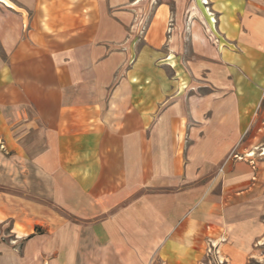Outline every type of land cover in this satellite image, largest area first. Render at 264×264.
Masks as SVG:
<instances>
[{
  "label": "crops",
  "instance_id": "crops-1",
  "mask_svg": "<svg viewBox=\"0 0 264 264\" xmlns=\"http://www.w3.org/2000/svg\"><path fill=\"white\" fill-rule=\"evenodd\" d=\"M212 6L221 47L189 27L184 54L164 5L139 39L136 0H0L12 264L254 259L264 227L240 144L262 99L264 0Z\"/></svg>",
  "mask_w": 264,
  "mask_h": 264
},
{
  "label": "rangeland",
  "instance_id": "rangeland-1",
  "mask_svg": "<svg viewBox=\"0 0 264 264\" xmlns=\"http://www.w3.org/2000/svg\"><path fill=\"white\" fill-rule=\"evenodd\" d=\"M217 0H136L137 10L133 22L139 24L137 38L154 21L157 9L164 5L168 9L166 23V39L169 40L175 32L182 39L180 46L186 54L190 47L191 34L189 27H194L195 33H200L211 47L219 48L220 32L217 28V15L214 13L212 3ZM213 19V21H211ZM177 31H173V29ZM181 47V48H182ZM221 47V46H220ZM262 99L254 112V123L247 128L246 134L240 144V156L246 157L253 153L254 162V214L264 227V86L260 87ZM214 247L210 245V249ZM5 252L4 260L12 264L24 258L22 244L9 236V225H0V255ZM209 252V251H208ZM212 253V252H210ZM217 261L210 258V264H220L218 252L214 250ZM247 264H264V234L254 243V259Z\"/></svg>",
  "mask_w": 264,
  "mask_h": 264
}]
</instances>
